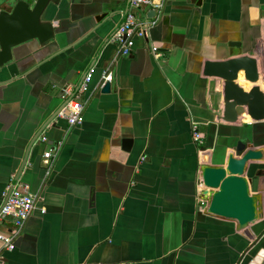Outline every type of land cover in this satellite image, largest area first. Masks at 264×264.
<instances>
[{
  "label": "crops",
  "instance_id": "crops-1",
  "mask_svg": "<svg viewBox=\"0 0 264 264\" xmlns=\"http://www.w3.org/2000/svg\"><path fill=\"white\" fill-rule=\"evenodd\" d=\"M163 1L149 38L135 37L128 55L109 40L126 0L50 3L55 37L43 47L35 39L18 45L0 68V205L31 139L61 102V86L91 73L83 122L48 124L46 141L29 148L16 181L37 200L14 248L0 241V264H238L243 257L250 242L235 223L202 213L198 168L206 153L220 163L240 139L263 147L250 164L262 170L255 189L264 201V119H218L220 83L202 70L207 59L251 54L264 92V0ZM106 69L111 90L102 93ZM57 142L47 168L43 152ZM11 227L5 219L0 232ZM255 227L264 246V220Z\"/></svg>",
  "mask_w": 264,
  "mask_h": 264
},
{
  "label": "water",
  "instance_id": "water-1",
  "mask_svg": "<svg viewBox=\"0 0 264 264\" xmlns=\"http://www.w3.org/2000/svg\"><path fill=\"white\" fill-rule=\"evenodd\" d=\"M59 1L4 0L3 6H6L7 9H0V68L12 61L13 49L18 45L33 39L41 47L51 42L56 32L53 20L46 17L45 12L50 3L58 4ZM129 5L130 0H126L122 12L123 20ZM154 14L155 11L150 10L147 15L153 16ZM107 15L108 13L101 14L98 20L105 19ZM202 73L220 83L222 111L218 114V119L225 122H236L239 117L246 115L253 121L264 119V92L257 84L260 73L255 56L239 54L225 59H207L204 61ZM87 74L84 73L80 80L73 85L69 95L63 97L65 87L61 86L57 94V98L61 102L31 139L11 186L19 177L31 144L48 124L58 127L54 122L57 112L78 91ZM249 83L253 85L249 86ZM99 89L102 93H109L111 81L105 82ZM262 149L263 147L254 146L252 143L240 139L232 145L220 163L210 162L208 153H206L198 168L202 185L198 193V201L199 207L203 208L202 213L233 221L236 231H239L250 242L238 264H264V246L260 245L262 231L256 232L257 227H255L264 220L263 195L261 190L255 189L258 187V177L262 175V170H254V165L251 167L250 164L260 161ZM11 186L7 189L0 209L12 188Z\"/></svg>",
  "mask_w": 264,
  "mask_h": 264
},
{
  "label": "built area",
  "instance_id": "built-area-1",
  "mask_svg": "<svg viewBox=\"0 0 264 264\" xmlns=\"http://www.w3.org/2000/svg\"><path fill=\"white\" fill-rule=\"evenodd\" d=\"M164 6L163 0H130L128 12L123 22L117 27L110 38V42L115 43L120 55H128L134 45L135 37L149 38L151 28H153L162 13ZM143 11L142 16L136 14L137 11ZM154 10L153 16H148V11ZM151 50L155 54L158 51L157 46L150 43ZM156 55V54H155ZM112 72L106 69L99 82L102 87L105 82L112 80ZM91 79V73H88L81 83L78 91L65 103V105L57 112L54 122L60 119L66 120L70 128L80 125L83 122L84 110L87 100L82 95L87 89V84ZM72 88H65L64 95H69ZM193 137L198 143L203 142V135L198 129L197 124L192 126ZM41 141H46V137L41 134L38 137ZM62 142H57L49 146L43 152V162L49 168ZM11 184L8 186V188ZM0 209V223L5 219L12 218V227L6 232H0V241L4 248L11 250L14 248V239L22 231L24 223L30 213L35 208L37 195L29 191L28 185L16 181ZM44 209H42V212Z\"/></svg>",
  "mask_w": 264,
  "mask_h": 264
},
{
  "label": "flooded vegetation",
  "instance_id": "flooded-vegetation-1",
  "mask_svg": "<svg viewBox=\"0 0 264 264\" xmlns=\"http://www.w3.org/2000/svg\"><path fill=\"white\" fill-rule=\"evenodd\" d=\"M12 1H17V0H12Z\"/></svg>",
  "mask_w": 264,
  "mask_h": 264
}]
</instances>
